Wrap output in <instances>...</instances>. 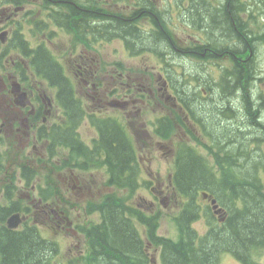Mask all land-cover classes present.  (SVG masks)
<instances>
[{"label": "flooded vegetation", "instance_id": "flooded-vegetation-1", "mask_svg": "<svg viewBox=\"0 0 264 264\" xmlns=\"http://www.w3.org/2000/svg\"><path fill=\"white\" fill-rule=\"evenodd\" d=\"M260 21L264 0H0V222L19 213L80 257L116 188L173 207L175 146L226 141L222 74H258Z\"/></svg>", "mask_w": 264, "mask_h": 264}, {"label": "trees", "instance_id": "trees-1", "mask_svg": "<svg viewBox=\"0 0 264 264\" xmlns=\"http://www.w3.org/2000/svg\"><path fill=\"white\" fill-rule=\"evenodd\" d=\"M257 27L259 38L264 39L263 26ZM241 65L247 72V63ZM224 79L227 102L236 105L227 110V139L223 145L218 141L201 144L209 147L216 168L193 148L178 150L173 181L185 200L174 218L177 240L157 236L152 218L121 203H105L98 209L100 222L83 232L88 233L90 250L81 264H149L147 244L159 249L161 264H219L223 254L242 264H258L259 258L264 261V183L260 176L264 173V91L259 88L263 78L260 74H225ZM114 152L119 163L125 152ZM202 191L226 209L224 222H216L198 202ZM199 213L209 223L203 233L192 227ZM133 217L144 225L146 242ZM58 252L56 243L44 240L32 227L0 230V264H63Z\"/></svg>", "mask_w": 264, "mask_h": 264}, {"label": "rangeland", "instance_id": "rangeland-1", "mask_svg": "<svg viewBox=\"0 0 264 264\" xmlns=\"http://www.w3.org/2000/svg\"><path fill=\"white\" fill-rule=\"evenodd\" d=\"M257 27V26H256ZM258 28V27H257ZM256 28V30H257ZM264 44V43H263ZM259 59L260 61L258 62V65H255L258 74H260L261 78H264V47H260V53H259ZM196 69L200 70L202 73L204 72L205 74H201V77H203L205 80H208L210 83H215L216 81L219 80L220 78V74H216L215 70L213 72V74H207L205 69H204V65L203 63H197L196 65ZM225 77V74H222ZM191 82L192 85V78H189V80ZM260 89L262 88L264 91V80L263 82L259 85ZM179 145H181L183 142L178 141L177 142ZM201 144H206L208 145L209 142L208 141H204L203 143L200 142H196L191 144L192 148L195 149L198 153H200L202 156H205L207 159L210 160L209 157V153L208 150L206 149V146H202ZM177 151V149H176ZM150 166V165H149ZM163 168L161 167L160 161H152V165L150 166V168L154 171H159L161 172L163 179L166 178V172L168 171V168H166V166L163 164L162 165ZM143 178H148V175L143 173ZM260 176L262 177V181L264 183V173H261ZM10 190L11 187H9ZM10 193L13 194V190L12 191H8L6 194H8L10 196ZM110 194L115 193V196L117 199H119L120 201H122L123 203H125L128 206H136V204L139 202L138 198L143 195L145 197H149V192L147 190H139L138 192H134L131 190H118L117 188ZM148 194V196H147ZM18 195V192L17 194ZM175 198L177 199V203L173 206V207H162L161 205H158V212L160 215L156 214L155 217V224L157 225L156 227V231L160 236L172 239V240H177V236H178V232L176 229V225L174 222V218L180 213L181 208L183 207V201L185 200L184 197H182L177 191L175 193ZM5 199H6V195H5ZM198 202H200L201 204L203 203L201 198H198ZM96 213L94 216L92 217H88L86 220H84L83 218V214L81 213V218H83V220L85 222H83V224H86L88 222H92L91 225L97 224L100 220V216H99V212L97 210V208L95 209ZM157 211V209H156ZM136 227L139 230L141 236L144 238V241L146 242L145 239V233L143 231V227L141 226V224H139L137 221H135ZM91 225L89 226V228L91 227ZM207 225L209 226L208 223V219H206L205 217H202V214L199 213V217L192 223V227L198 231V233H203L206 229H208ZM83 228H85V225H82ZM44 238H54L55 242H57L58 247H59V259L62 263L66 264L67 262V257L72 258L74 256H76L75 254L71 255V253H69L67 251L68 246H69V240H66L64 238V236L62 235H57L56 237H53L52 235H50L49 233H46L43 229L42 232L40 233ZM88 235V233H87ZM83 239L80 240V244H82V246L84 247L82 250H84V252H87L86 249L87 248V241L84 242L82 241ZM152 250L150 251V258L153 259V261L155 263L152 264H159L160 259L157 255L158 253V249L155 246H151ZM86 250V251H85ZM72 256H70V255ZM68 258V259H69ZM76 258L72 261L69 262V264H75ZM263 260H261L259 258V260L257 261L258 264H263ZM76 264H81V260L77 261ZM219 264H241L239 261H237L232 255L230 254H223L220 257V262Z\"/></svg>", "mask_w": 264, "mask_h": 264}, {"label": "water", "instance_id": "water-1", "mask_svg": "<svg viewBox=\"0 0 264 264\" xmlns=\"http://www.w3.org/2000/svg\"><path fill=\"white\" fill-rule=\"evenodd\" d=\"M206 197V196H205ZM212 204H214L215 203V201L214 200H212V202H211ZM216 205H214L213 206V209H216ZM218 212V210L217 211H215V213H217ZM20 223V219H19V216L18 215H13V216H11L8 220H7V227L9 228V229H14L15 227H17V225Z\"/></svg>", "mask_w": 264, "mask_h": 264}, {"label": "bare ground", "instance_id": "bare-ground-1", "mask_svg": "<svg viewBox=\"0 0 264 264\" xmlns=\"http://www.w3.org/2000/svg\"><path fill=\"white\" fill-rule=\"evenodd\" d=\"M237 56V55H236Z\"/></svg>", "mask_w": 264, "mask_h": 264}]
</instances>
